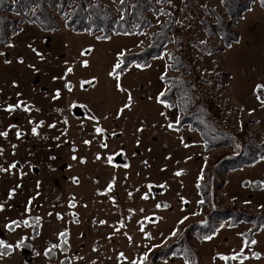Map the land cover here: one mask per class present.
<instances>
[{
    "label": "rangeland",
    "instance_id": "rangeland-1",
    "mask_svg": "<svg viewBox=\"0 0 264 264\" xmlns=\"http://www.w3.org/2000/svg\"><path fill=\"white\" fill-rule=\"evenodd\" d=\"M71 1L70 7L87 5ZM95 1L119 14L121 0L89 2ZM196 1L200 17L211 21L206 9L223 10L221 0ZM154 3L160 12L146 13L150 25L142 33L108 39L74 33L53 11L57 30L23 21L8 45L0 43V133H7L0 135V169L6 170L0 171V241L13 245L0 264H63L66 257L71 264H264V230L248 241L246 223H222L203 240L188 235L193 260L152 258L188 223L205 218L208 207L199 204L196 183L232 148L206 152L196 131L169 127L178 112L158 96L168 89L165 79L181 72L173 69L171 53H180L173 43L147 67L114 73L118 57L147 45L166 12L186 20L195 40L223 48L211 54L185 49L193 56L190 74L206 80L199 84L201 102L215 105L218 121L235 132L248 121L264 144V93L257 91L264 86V10L258 1L231 28L239 41L229 47L194 21L191 1ZM69 5L65 0V10ZM219 177L224 184L216 207L264 213V186L243 185H264V158ZM62 234L66 251L59 246Z\"/></svg>",
    "mask_w": 264,
    "mask_h": 264
},
{
    "label": "trees",
    "instance_id": "trees-1",
    "mask_svg": "<svg viewBox=\"0 0 264 264\" xmlns=\"http://www.w3.org/2000/svg\"><path fill=\"white\" fill-rule=\"evenodd\" d=\"M72 5L71 0H66ZM84 7L82 3L75 2L74 6L65 10V0H0V43L8 45L10 38L18 33L23 21L36 25L43 31H52L59 28L52 12L59 13L64 18V26L74 33L97 34L101 39H108L113 35H131L142 33L150 22L146 17L147 12L158 14L159 9L155 7L154 0H123L117 4L119 14L116 15L109 5L100 1L89 2ZM191 1V9L194 13V21L198 23L208 35H219L222 45L229 47L232 43L239 41V35L231 28L238 19L251 8L252 0H221L223 10L211 7L206 9L213 21L207 17H200V7L196 0ZM259 6L264 10V0H257ZM181 25L185 26L181 29ZM188 23L176 21L174 15L166 12L160 28L151 34L149 43L141 49L126 52L118 57L121 67L117 71H125L131 65L147 67L152 60L162 56L165 47L173 43V47L180 50L177 54L171 53L173 69H181L178 75L167 77L168 89L158 96V101L165 103L170 108L175 107L179 118L171 124V127L178 130L187 126L196 131L201 138L203 150L208 152L216 148L231 147V151L220 153L211 164V168L202 171L206 177L196 183L198 194L203 203L207 205L206 216L200 221L190 222L186 225L184 232L177 241L168 244L161 250L152 254L155 261L164 260L171 255L191 258L192 249L187 241L188 235H194L198 240L212 236L220 224L227 223L235 227L240 223L250 226L246 232L248 241L252 236L264 230V213H250L233 207H216L215 199L218 189L224 184L219 176L228 172L239 170L243 167L253 165L264 158V144L257 141L253 136V130H249V122L243 123L238 131H234L218 121V111L214 106L203 104L199 84L206 81L197 75H192L190 65L193 56L185 49H192V46L201 54H211L223 48L215 47L208 41L195 40V31L187 27ZM186 77V75H188ZM244 186H252L260 189L264 185L259 182L243 183ZM187 243V244H186ZM59 246L63 251L67 250L68 244L62 234ZM69 259L63 258L62 263L67 264ZM190 264H197L191 261Z\"/></svg>",
    "mask_w": 264,
    "mask_h": 264
},
{
    "label": "snow or ice",
    "instance_id": "snow-or-ice-1",
    "mask_svg": "<svg viewBox=\"0 0 264 264\" xmlns=\"http://www.w3.org/2000/svg\"><path fill=\"white\" fill-rule=\"evenodd\" d=\"M121 3H123V0H121ZM7 63V61H6ZM121 67V65L119 63H117L114 68L115 69H119ZM68 71H71V69H68ZM117 87L119 88V85H117ZM257 91L258 93H264V86L262 85H257ZM260 98V96L258 95V99ZM23 104V102L18 103L16 106H9V108L7 110L12 111L14 109V107L18 108L21 107ZM128 105H125V107H127ZM179 122V118L177 119V123ZM169 127H171V125H169ZM97 132H100L101 129H96ZM33 132H35V129H33ZM0 135H7V133H0ZM19 135V133H18ZM85 143H88L87 141ZM75 158V157H74ZM11 167H15V165H12ZM0 171H6L5 169H0ZM177 175H179V173H177ZM147 198V197H145ZM201 203H203V201H201ZM159 207V205H158ZM185 219H187V217H185ZM13 224L15 222H12ZM181 223H183V221H181ZM173 235H175V233H173ZM251 243H256L255 241H252ZM16 247H19V245H16ZM13 245L11 244H4V242L0 241V255H4L8 250L12 249ZM235 258V257H233Z\"/></svg>",
    "mask_w": 264,
    "mask_h": 264
},
{
    "label": "crops",
    "instance_id": "crops-1",
    "mask_svg": "<svg viewBox=\"0 0 264 264\" xmlns=\"http://www.w3.org/2000/svg\"><path fill=\"white\" fill-rule=\"evenodd\" d=\"M68 264H71V262L68 261Z\"/></svg>",
    "mask_w": 264,
    "mask_h": 264
}]
</instances>
